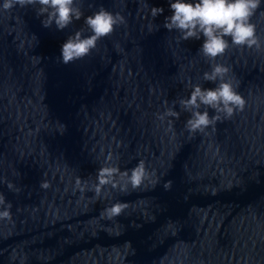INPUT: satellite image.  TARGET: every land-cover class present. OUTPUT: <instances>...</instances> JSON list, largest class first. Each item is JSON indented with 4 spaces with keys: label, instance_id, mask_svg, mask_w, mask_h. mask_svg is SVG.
<instances>
[{
    "label": "water",
    "instance_id": "obj_1",
    "mask_svg": "<svg viewBox=\"0 0 264 264\" xmlns=\"http://www.w3.org/2000/svg\"><path fill=\"white\" fill-rule=\"evenodd\" d=\"M79 3L124 23L69 64L61 45L90 34L84 16L57 30L31 7L0 8V194L12 205L0 264H264V0L252 18L261 46L229 40L215 61L243 109L194 134L178 103L179 118H160L193 84L215 86L202 80V40L163 27L168 0ZM140 163L138 188L97 194L102 167L123 184ZM116 202L128 206L101 218Z\"/></svg>",
    "mask_w": 264,
    "mask_h": 264
},
{
    "label": "clouds",
    "instance_id": "obj_2",
    "mask_svg": "<svg viewBox=\"0 0 264 264\" xmlns=\"http://www.w3.org/2000/svg\"><path fill=\"white\" fill-rule=\"evenodd\" d=\"M170 14L164 17L163 27L168 31L179 33V39L202 40L199 51L210 64V70L202 75L204 82H211L214 87H204L197 83L191 86L190 94L179 101H173V107L165 110L160 118L165 116L179 118L180 112L189 116L185 128L190 134L203 132L209 126L214 127L217 121L230 118L237 109H243L245 100L240 95L230 79H226L228 67L216 63L231 45L237 47L259 48L260 37L256 32L253 16L261 8V0H168ZM34 9L37 18L45 28L53 25L57 30H64L76 20L84 16L79 0H3L2 8L10 11L13 8ZM164 13L163 7L153 6V17ZM124 23V17L100 7L92 14L84 16V24L90 34L77 30L62 43L60 59L63 64L72 63L90 54L97 41L110 35L115 27ZM227 38V39H226ZM179 104L181 111H176L174 105ZM203 108V110H201ZM208 109L215 114L210 116ZM118 170L113 167H102L98 171L96 186L97 194L105 185L119 188L126 192L130 185L138 188L145 178L143 163L138 164L130 172L123 173L126 182L117 180ZM46 187L45 183L41 184ZM9 188L12 185L9 184ZM128 205L116 202L103 209L101 218L112 219L122 214ZM11 202L0 194V219L11 220Z\"/></svg>",
    "mask_w": 264,
    "mask_h": 264
}]
</instances>
